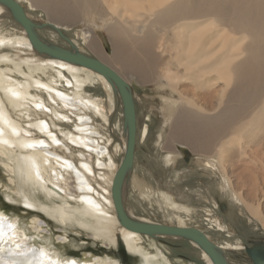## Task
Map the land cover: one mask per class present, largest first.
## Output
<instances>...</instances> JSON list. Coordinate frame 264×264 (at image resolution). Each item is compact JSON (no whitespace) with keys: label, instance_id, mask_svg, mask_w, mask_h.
<instances>
[{"label":"bare ground","instance_id":"6f19581e","mask_svg":"<svg viewBox=\"0 0 264 264\" xmlns=\"http://www.w3.org/2000/svg\"><path fill=\"white\" fill-rule=\"evenodd\" d=\"M15 1L34 24L46 21L37 34L48 46L101 61L130 87L170 90L162 98L156 170L181 198L190 199L191 182L205 185H196L192 208L157 188L161 181L140 168L137 153L153 138V119L149 114L140 126L136 105L125 212L135 222L162 225L139 217L149 207L175 228H190L187 222L195 220L192 229L206 235L228 264H240L227 255L245 248L227 222L239 219L237 208L250 213L249 226L264 239L261 200L245 190L239 168L261 161L264 170V0ZM79 23L90 27L79 29ZM98 30L107 34L111 54ZM126 146L116 86L95 71L35 51L0 4V264H184L166 241L182 238L147 236L120 224L112 186ZM188 158L196 168L178 171L176 163ZM193 208L208 218L195 216ZM222 215L223 223L216 220ZM187 242L197 261L214 264Z\"/></svg>","mask_w":264,"mask_h":264},{"label":"rangeland","instance_id":"374dc122","mask_svg":"<svg viewBox=\"0 0 264 264\" xmlns=\"http://www.w3.org/2000/svg\"><path fill=\"white\" fill-rule=\"evenodd\" d=\"M35 21H38L37 23L40 25H46V21H44V20L35 19ZM77 27L79 29L86 30L90 26L86 23H79V24H77ZM96 35H98L99 37L102 38V40L105 43V47H106L108 54H111L112 53V46H111V43H110V40H109L107 34L104 31L98 30L96 32ZM131 89H132V94H133L134 100H135L136 105H137L139 125L143 126L146 124L145 122H146L147 116L149 114H151V117L153 119V127L151 130L152 134H153V136L151 135V137H153V138L151 139L150 143L148 144V148H146L143 145H140L138 148L139 152L137 151V153L139 155L140 168L141 169L143 168L147 174L151 173L152 175H154V181L155 182L161 181L160 185L157 184V188L163 190L164 192H166L168 194H171L180 205L189 206L190 208H192L191 207L192 199L198 200V197H197L198 195L196 196V194L198 193V191H196V185L199 182L195 181L194 183L191 182L190 184L187 185L186 190H189V192H192L190 199L181 198L180 192H177L175 190L173 193L172 191L169 190L168 184L167 185L165 184L166 180H165L164 175L161 176V174H158V171L156 170V163H157L156 157L158 156L156 145H157V140L159 139V136H158L159 133L157 131H159V128L161 126L162 109L165 108V103H164L162 98L164 96H170L171 95L170 90H167V89L157 90L156 87H154V86H149V87H146V89H145V88L139 87L137 85H132ZM175 97L177 99V96H175ZM118 108H119V106H118ZM118 108H117L116 116L118 115ZM252 151L257 152L259 154L261 153L260 148H257V149L254 148V149H252ZM259 156L261 157V155H259ZM190 160H191V158L190 159L188 158L186 161V164H184L182 162L176 163L175 168L178 171H182L183 169L184 170H192L193 168H196V166L194 165L195 163L193 164V163L189 162ZM239 168L241 169V171H243V179H244V183L246 184V187H247V188H245V190L248 191L252 195L251 198H255L254 200H256V202H258V200H261V213L262 212L264 213V170H263L261 161H256L254 163L252 161L251 162L248 161V162L239 164ZM199 184H201L203 186L205 185L202 182ZM153 188H155L154 185H153ZM193 188H195V189H193ZM190 189H192V190H190ZM193 209H194L193 214L195 216H199V217L201 216L204 218H208L207 216H205L203 214L202 208H199V209L193 208ZM236 214H238L237 215L238 217L240 216L239 219L238 218L236 220L227 219V222L229 224L231 232H233V233H235L241 237V239L245 245V248L240 250V251H232V252L228 253L227 254L228 257L231 258V260L234 263L238 262L240 264H256L250 255V251H252V249H253V250H255V252H257L259 254V257L263 258L261 260V264H263L264 263V261H263L264 260V239L260 237L259 231L255 233L252 230L253 226L252 225L249 226L248 220L251 218L250 213H247V212L244 213L242 210L237 208ZM195 216H193V218ZM139 217L146 218V219L148 218V220L151 219L150 221H152L154 223H160V224L165 225V226H175L176 225V223L171 222L170 219L165 218L162 214L160 215L158 210H154V209H151L149 207H146L145 214H140ZM225 219H226L225 215H222V216H219L216 218V220L220 221L221 223H223L225 221ZM195 225H197L195 223V220H193V222H191V221L187 222V226L190 228L195 226ZM201 229L208 230L207 227H202ZM212 240L217 241V242L222 241L221 239H219L216 236H212ZM166 241L168 242L169 247L173 251V253H172L173 258H175V259L177 258V259L182 260L184 262V264H187V262H196L198 264H202L199 261H197V259L192 255V250H191L192 248L188 244L187 240H180V241L166 240ZM180 244H181V246H180ZM259 245L261 246V248L257 247ZM181 248H183V249H181ZM180 250H181V252H180ZM120 257H121L122 262L126 263V261L123 259V257L121 255H120Z\"/></svg>","mask_w":264,"mask_h":264},{"label":"water","instance_id":"95a60500","mask_svg":"<svg viewBox=\"0 0 264 264\" xmlns=\"http://www.w3.org/2000/svg\"><path fill=\"white\" fill-rule=\"evenodd\" d=\"M0 4L11 10L13 18L23 27L35 51L50 56L51 58L95 71L103 75L112 85L116 86L123 104L124 121L127 129L125 157L112 186V199L121 226L129 231L147 236L164 235L193 241L207 253L214 264H228L221 250L201 231L192 228H175L165 225L138 223L131 220L125 212L123 205V187L125 179L134 165L138 129L136 104L129 84L118 73L101 61L81 55L76 51H67L45 44L38 36L37 30L48 25L38 26L34 24L28 18L24 8L15 0H0ZM58 33L61 37L63 36L60 31ZM122 254L123 259L126 261L124 252ZM250 255L255 263L259 264L257 261L259 254L252 249Z\"/></svg>","mask_w":264,"mask_h":264},{"label":"snow or ice","instance_id":"6c2138e0","mask_svg":"<svg viewBox=\"0 0 264 264\" xmlns=\"http://www.w3.org/2000/svg\"><path fill=\"white\" fill-rule=\"evenodd\" d=\"M40 255H44V253H43V252H41V253H40Z\"/></svg>","mask_w":264,"mask_h":264}]
</instances>
